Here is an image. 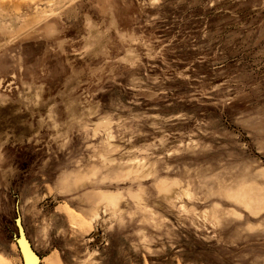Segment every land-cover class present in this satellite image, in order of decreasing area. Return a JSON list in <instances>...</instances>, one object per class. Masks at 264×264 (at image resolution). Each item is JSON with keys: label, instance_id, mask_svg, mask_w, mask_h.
<instances>
[{"label": "rangeland", "instance_id": "obj_1", "mask_svg": "<svg viewBox=\"0 0 264 264\" xmlns=\"http://www.w3.org/2000/svg\"><path fill=\"white\" fill-rule=\"evenodd\" d=\"M18 224L34 264H264V0H0V264Z\"/></svg>", "mask_w": 264, "mask_h": 264}, {"label": "bare ground", "instance_id": "obj_2", "mask_svg": "<svg viewBox=\"0 0 264 264\" xmlns=\"http://www.w3.org/2000/svg\"><path fill=\"white\" fill-rule=\"evenodd\" d=\"M2 1V0H1ZM165 189V188H164ZM107 196H110L109 198H111V196L112 195H107ZM234 197L236 198V199H238L240 202H242L243 204H245V206H249V204H253V203H258L259 201H261L262 199H263V194H261V193H259V192H256V191H254L253 189H249V188H246V189H242V190H240V191H238V192H236L235 193V195H234ZM105 198V197H104ZM108 198V199H109ZM113 198V197H112ZM115 199H116V197H114ZM113 198V199H114ZM115 199H114V201H115ZM105 200V199H104ZM110 200V199H109ZM108 200V201H109ZM107 201V200H106ZM112 201V200H111ZM247 201L249 202V203H247ZM106 203H108V202H106ZM113 205V204H112ZM107 207V206H106ZM69 209V208H68ZM73 209V208H72ZM70 211V210H69ZM69 211H67V213L69 212ZM75 212V211H74ZM76 213V212H75ZM69 214V213H68ZM67 214V215H68ZM70 214H72V212L70 213ZM73 215V214H72ZM75 215H77V214H75ZM74 216V215H73ZM69 218V217H68ZM71 218V217H70ZM77 219H79V217L77 218ZM74 220V219H73ZM81 220V219H80ZM83 220V219H82ZM88 221V220H87ZM90 223V222H89ZM71 224V223H70ZM75 224V223H74ZM73 224V225H74ZM76 226H78V225H76ZM25 235V234H24ZM26 238V237H25ZM20 242H21V245H22V247H23V242H22V240H20ZM27 242H28V244L30 245V247H31V249L33 250V248H32V246H31V244H30V242H29V240L27 239ZM23 250L25 251V248H23ZM34 251V250H33ZM21 254V253H20ZM25 254H26V258H29V260H30V262H32V264H34L33 262H34V260H37L35 257H34V255L33 254H28L27 253V251H25ZM22 257V256H21ZM58 257V256H57ZM59 258V257H58ZM57 258V259H58ZM38 261V260H37ZM51 261V260H50ZM54 261V260H53ZM57 261H59V260H57ZM22 263H23V259H22ZM54 263V262H53ZM58 263V262H57ZM37 264H39V262L37 263ZM59 264V263H58Z\"/></svg>", "mask_w": 264, "mask_h": 264}, {"label": "water", "instance_id": "obj_3", "mask_svg": "<svg viewBox=\"0 0 264 264\" xmlns=\"http://www.w3.org/2000/svg\"><path fill=\"white\" fill-rule=\"evenodd\" d=\"M18 228H19V239H18L17 244H18V248H19V251L21 253L22 259H23V264H32V262H30L29 258H26L25 251H27V253L29 255L33 254L35 258H36V256H35L33 250L31 249L30 245L28 244L27 239L25 238V235H24V231L22 230V227L20 226V224H18ZM20 240H22V242H23V247L21 245ZM23 248H25V251L23 250Z\"/></svg>", "mask_w": 264, "mask_h": 264}, {"label": "crops", "instance_id": "obj_4", "mask_svg": "<svg viewBox=\"0 0 264 264\" xmlns=\"http://www.w3.org/2000/svg\"><path fill=\"white\" fill-rule=\"evenodd\" d=\"M104 197H105V195H103V196H102V198H103V199H105V198H106V197H105V198H104Z\"/></svg>", "mask_w": 264, "mask_h": 264}]
</instances>
